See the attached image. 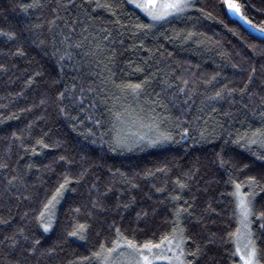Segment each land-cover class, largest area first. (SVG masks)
I'll use <instances>...</instances> for the list:
<instances>
[{
  "label": "trees",
  "instance_id": "trees-1",
  "mask_svg": "<svg viewBox=\"0 0 264 264\" xmlns=\"http://www.w3.org/2000/svg\"><path fill=\"white\" fill-rule=\"evenodd\" d=\"M236 2L264 28V0ZM0 30L16 34L0 36V264H99L116 228L158 242L178 207L186 264H236L233 180L256 192L264 264V38L223 0L164 21L129 0H0ZM144 81L139 94L117 87ZM65 178L45 232L40 212ZM77 224L84 239L69 235Z\"/></svg>",
  "mask_w": 264,
  "mask_h": 264
},
{
  "label": "snow or ice",
  "instance_id": "snow-or-ice-1",
  "mask_svg": "<svg viewBox=\"0 0 264 264\" xmlns=\"http://www.w3.org/2000/svg\"><path fill=\"white\" fill-rule=\"evenodd\" d=\"M133 3L135 4V7L143 11L148 17H150L153 21L164 19L165 17L169 15L179 14L185 11V9L189 8L190 0H133ZM223 5L227 7L228 10L234 11L237 14H241V5L236 2V0H223ZM38 4H29L25 7V10L27 8L31 7H38ZM97 8H106L111 7L107 4H101L99 2L96 3ZM247 20V17H244ZM54 23V21H53ZM248 23H251L249 20ZM138 27H145L144 25H139ZM261 31H264V28L261 29ZM0 36L6 37L8 40H14L16 38V34L14 32H5L3 30H0ZM68 38L65 37V40ZM63 43V41H62ZM69 47H72V45H69ZM75 47L79 48L82 47V45L77 44ZM17 54L23 55V51L21 49H17ZM63 59V57H61ZM138 71H141L142 69H137ZM254 71V70H253ZM39 75V74H37ZM251 82V77H249V83ZM147 81L141 82V83H122L120 85H117V87H120L125 90H129L132 93L139 94V91L145 86ZM184 84H187V81H184ZM246 89H241V91H245ZM180 91H184L183 88L180 89ZM235 91V90H230ZM64 94L61 93V96ZM217 97L221 96L220 92L216 93ZM264 116V113L261 114ZM254 136H261L264 137V132H261L260 130H257L256 133L253 134ZM164 139H170V137H163ZM257 141L255 139H252L249 141V143H256ZM36 144L39 146H42L43 148H48L49 145L44 142L43 139L37 140ZM33 152H35V148L32 149ZM264 159V157H261ZM61 160L64 159V157L60 158ZM222 163H224L222 161ZM245 168H247V165H245ZM242 171V170H241ZM123 175V174H122ZM151 175V173H149ZM234 185V192L232 195L236 197L237 200V207L239 208V214L241 216V221L244 225L246 234H247V243L244 245L243 249L237 244L235 252H233V256L239 255L240 259L242 261V264H259V260L257 259V249L255 246L254 241L252 240V232L250 229V224L252 221L249 219L252 216L256 215V212L254 211L255 205V197L256 192L250 191L249 193H242L241 188L244 186L245 182H237L235 180L231 181ZM70 183V181L65 178L64 182L59 185V187L56 189L55 194L52 196V198L47 202V204L44 205V211L40 212L39 216V223L40 226L43 228L45 232L49 231V229L52 227V224L50 222L51 219V212L50 208L54 206V204L57 202L58 197L62 194L65 187ZM246 183L249 186L250 189H252L254 186H256V177L255 176H248L246 178ZM177 184L181 189L185 188L187 185L180 183V181H177ZM135 187V185H133ZM158 191H162V189H158ZM264 191V189H262ZM173 200H179L180 197L174 196L172 198ZM99 206V205H94ZM125 208L128 207V205H124ZM78 212L79 209H76ZM186 208L178 207L175 210L174 215L176 216L177 220L174 222V226L172 227L171 231L168 233H161L158 242L157 237L155 233H153V238L146 239L144 241H139L136 238L130 239L128 236L124 235L119 228H116V236L117 239L111 241V247H108L106 243H101L99 250L96 251L93 255L97 259H100L102 261V264H110V258L114 254H119L120 256L124 255V252L121 251V249H126L131 257V259L128 261V264H155L156 261L160 260H170L171 258L167 255H164V252L171 251L173 248L180 250V255L183 256V249L182 245L184 243L183 240V229L179 228V217L182 213L186 212ZM48 213V219L46 220L45 214ZM143 215H147V213H143ZM259 220H264V212H260L258 215ZM260 228L264 230V223H260ZM87 230V226L85 224H77L71 232H69L70 236L78 237L80 239H84L83 233ZM179 234V240H177V236ZM233 236H236L239 238V230H237L236 233L232 234ZM211 242V241H210ZM37 244H39V240L36 241ZM197 252H199V247L197 248ZM195 255V253H193ZM87 259V258H85ZM112 264H115V262H112ZM179 264H184L182 260L179 261Z\"/></svg>",
  "mask_w": 264,
  "mask_h": 264
},
{
  "label": "rangeland",
  "instance_id": "rangeland-1",
  "mask_svg": "<svg viewBox=\"0 0 264 264\" xmlns=\"http://www.w3.org/2000/svg\"><path fill=\"white\" fill-rule=\"evenodd\" d=\"M129 2H130L131 5H133L135 7V4L133 3V0H129ZM192 2H193V0H190V5H192ZM190 7L187 8V9H185V11L182 12V13L174 14V15H169V16L165 17L164 19L156 20V21H164V20H167V19H170V18H174V17L180 16V15L186 13L190 9ZM141 12L144 13L143 11H141ZM148 18H150V17H148ZM237 211H238V226H237V230H239V238H237L236 236H234V246H235V249H236V246L238 244L241 247V249H243L244 245L247 243L248 237H247V234H246L244 225H243V223L241 221V216L239 214V208L238 207H237ZM237 230H236V232H237ZM177 240H179V237L178 236H177ZM182 249H183V253H184L183 245H182ZM121 251L124 252V255L123 256H120L119 254H114L110 258V264H112V262H115V264H128V261L131 259L128 251L126 249H121ZM164 255H167L171 259L170 260H160V261H156L155 264H179V261L180 260H182L184 262V264H186L185 263V259H184V255L183 256L180 255V250L179 249L173 248L171 251H167L166 250L164 252ZM236 256H237V263L236 264H242V261L240 259V256L239 255H236ZM98 262H99V264H102V261L100 259H98Z\"/></svg>",
  "mask_w": 264,
  "mask_h": 264
},
{
  "label": "water",
  "instance_id": "water-1",
  "mask_svg": "<svg viewBox=\"0 0 264 264\" xmlns=\"http://www.w3.org/2000/svg\"><path fill=\"white\" fill-rule=\"evenodd\" d=\"M226 13L229 15V17L239 23H241L251 34L255 35L256 37L259 38H264V31H261L248 23V21L243 17L242 13L237 14L234 11H230L227 9L225 6Z\"/></svg>",
  "mask_w": 264,
  "mask_h": 264
}]
</instances>
